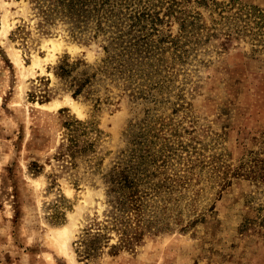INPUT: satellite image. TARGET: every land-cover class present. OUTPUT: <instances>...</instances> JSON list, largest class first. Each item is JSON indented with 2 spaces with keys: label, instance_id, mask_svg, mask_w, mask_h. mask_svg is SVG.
<instances>
[{
  "label": "rangeland",
  "instance_id": "1",
  "mask_svg": "<svg viewBox=\"0 0 264 264\" xmlns=\"http://www.w3.org/2000/svg\"><path fill=\"white\" fill-rule=\"evenodd\" d=\"M118 1L0 0V264H264V0L194 5L143 60L117 34L180 21Z\"/></svg>",
  "mask_w": 264,
  "mask_h": 264
},
{
  "label": "trees",
  "instance_id": "2",
  "mask_svg": "<svg viewBox=\"0 0 264 264\" xmlns=\"http://www.w3.org/2000/svg\"><path fill=\"white\" fill-rule=\"evenodd\" d=\"M114 2L117 6L120 7L121 2L118 0H96V4L101 6L99 8L102 9L104 13L100 18L104 20L108 18L107 13H109L110 11H113V8L116 6ZM164 2L168 3V6H167V12L163 13L162 17H159L157 13L153 15V13L150 12V8H144L143 12L141 11L140 13H138L137 11H135L133 13L131 18H134L135 21L131 27H137L139 25V22L142 21V18L143 20H145V18H157L156 22H154V20H151V24L154 25L155 23L162 22L161 18H166L172 15L174 16V18L180 21L179 22L180 23V34L176 36L177 38H170L168 40L158 39L156 41V40L151 39V35H156L158 32V29L155 26L151 27L152 29L151 32H146V33H143V30L145 28V26H143L141 30L137 29V33H139L138 36H132L130 38L126 37L122 33H118L115 39L120 40L122 46L128 45L126 46V50L128 53H131L133 49H136L138 52H140V54L145 53L146 56H142L141 58V60H143L145 58L155 57L159 55L160 50L162 51V53H164L166 49L164 48V46H162L164 42L171 44L172 45L171 48H174V50H176L178 47L179 48L185 47V44H182L180 46L178 45L177 42L179 38L181 37L185 38L187 36V34L185 33V30L190 29V28L194 29L195 18H201V15L199 12L197 11H195L194 13L192 12L193 6L196 5L198 7L208 8V7H211L212 5H216V7H218L217 5L220 4L216 0H166ZM219 7L220 9H218L217 11L219 18H224V19L234 18V19L239 20L240 22L238 24L241 25V27L236 26L233 32L229 30V28L225 30L224 36L226 37L227 41H230L233 38H236V39L245 38V37L250 38L251 36H255L256 34L259 33L260 27L262 26V25L259 26V24L263 20L262 15L255 14L251 9L247 10V6L245 5H242L238 9L234 10L232 14H228L230 9H226L225 7H223V5ZM187 18L190 23L189 26H185V23L187 22ZM101 22H102L101 19H98L99 26ZM175 39L177 40L175 41ZM223 45H225L224 42H223ZM104 49L107 53L109 52L108 45L104 46ZM186 51L187 49H184V52ZM63 64L59 66V69L62 75L67 72L66 65H68V63L64 60ZM80 93H81V89L80 87H78L73 91V96H78ZM128 187L130 186L128 185ZM133 187H134V183H133L132 188ZM133 196L134 195H129V199H131ZM123 206H125V204H122L119 210H121ZM141 207H142V200H141V195H140V210H141ZM87 255L89 256L90 253H88Z\"/></svg>",
  "mask_w": 264,
  "mask_h": 264
},
{
  "label": "bare ground",
  "instance_id": "3",
  "mask_svg": "<svg viewBox=\"0 0 264 264\" xmlns=\"http://www.w3.org/2000/svg\"><path fill=\"white\" fill-rule=\"evenodd\" d=\"M40 106H41V107H47V108H49V109H50V107H52V104H51V105H43V106H42V105H40ZM53 229H54V228H53ZM59 236H60V235L58 234V235H57V237H59Z\"/></svg>",
  "mask_w": 264,
  "mask_h": 264
}]
</instances>
